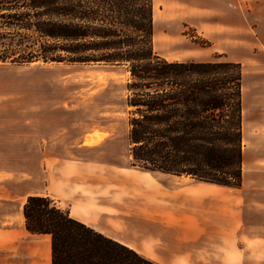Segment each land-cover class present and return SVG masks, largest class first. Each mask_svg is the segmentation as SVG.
I'll list each match as a JSON object with an SVG mask.
<instances>
[{"label": "trees", "instance_id": "16d2710c", "mask_svg": "<svg viewBox=\"0 0 264 264\" xmlns=\"http://www.w3.org/2000/svg\"><path fill=\"white\" fill-rule=\"evenodd\" d=\"M153 12V0H0V63L124 68L131 166L239 189L241 65L162 58ZM23 216L30 234L49 235L51 264H154L49 198L28 197Z\"/></svg>", "mask_w": 264, "mask_h": 264}, {"label": "crops", "instance_id": "0c3cea01", "mask_svg": "<svg viewBox=\"0 0 264 264\" xmlns=\"http://www.w3.org/2000/svg\"><path fill=\"white\" fill-rule=\"evenodd\" d=\"M153 6L156 42L200 38L214 48H251L264 57V0H153ZM12 122L8 137H15V128H20L15 119ZM31 122L23 138L36 136ZM101 133L107 136L97 146L99 138L94 145H84L92 138L90 130L73 150L100 148L110 140L107 131ZM4 134L1 119L0 142ZM53 151L52 146L43 151V185H59V195L37 191L42 178L37 169L27 173L0 164V264H51L49 235H33L25 228L23 206L32 196L49 198L71 218L154 264H264V225L248 224L244 196L233 199L227 193L248 188L243 168L241 187L231 189L143 171L129 162L54 159ZM48 157L55 163L49 165Z\"/></svg>", "mask_w": 264, "mask_h": 264}, {"label": "rangeland", "instance_id": "374dc122", "mask_svg": "<svg viewBox=\"0 0 264 264\" xmlns=\"http://www.w3.org/2000/svg\"><path fill=\"white\" fill-rule=\"evenodd\" d=\"M155 35V51L168 61L224 60L238 61L241 65L245 88L242 168L248 188L228 190L227 193L233 199L240 194L244 196L247 205L244 216L248 224L264 225V57L251 48L240 52L235 48H214L200 38L181 37L176 43L163 38L156 42ZM128 82L127 71L115 66L45 64L40 61L22 65L0 63V121L3 119L5 125L4 139L0 142V164L27 173L37 169L38 176L42 175L37 191L59 195V185L53 184L48 189L43 185L46 161L43 151L46 147H53L54 159L130 163L128 109L125 105ZM12 119H15L16 126L20 125L19 130L15 128V135H21L20 139L7 136L12 132L9 127L14 124ZM30 120L34 126L31 131H36L32 134L36 136L23 138L28 134L25 127ZM90 130L92 138L83 139L85 146L94 145L97 138L100 141L95 146L100 144L107 136L101 133L104 130L110 134V140L107 139L100 148L73 150L72 146L80 141V136ZM51 134L52 138L47 137ZM54 159L48 157L47 163L54 164Z\"/></svg>", "mask_w": 264, "mask_h": 264}, {"label": "bare ground", "instance_id": "6f19581e", "mask_svg": "<svg viewBox=\"0 0 264 264\" xmlns=\"http://www.w3.org/2000/svg\"><path fill=\"white\" fill-rule=\"evenodd\" d=\"M244 86H243V75H242V101H243V93L245 92V88H243ZM247 87V86H246ZM248 93V92H247ZM243 104V103H242ZM251 105V104H250ZM244 128H243V110H242V136H244ZM243 139V138H242Z\"/></svg>", "mask_w": 264, "mask_h": 264}]
</instances>
